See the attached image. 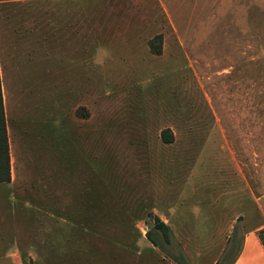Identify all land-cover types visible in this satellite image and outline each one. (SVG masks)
Returning <instances> with one entry per match:
<instances>
[{
    "label": "rangeland",
    "instance_id": "obj_1",
    "mask_svg": "<svg viewBox=\"0 0 264 264\" xmlns=\"http://www.w3.org/2000/svg\"><path fill=\"white\" fill-rule=\"evenodd\" d=\"M4 5L0 264H178L155 216L188 264H231L264 228V0Z\"/></svg>",
    "mask_w": 264,
    "mask_h": 264
},
{
    "label": "trees",
    "instance_id": "obj_2",
    "mask_svg": "<svg viewBox=\"0 0 264 264\" xmlns=\"http://www.w3.org/2000/svg\"><path fill=\"white\" fill-rule=\"evenodd\" d=\"M149 46L153 53L159 54L161 52V36L156 35L153 37L150 42ZM174 136L173 133L169 128H165L161 131V139L164 143H171ZM10 154H9V141H8V134H7V122L6 116L3 106V94L1 89V79H0V182L7 183L10 181ZM236 229H233L232 236L230 237V242L233 241V237L235 236ZM172 229L171 227L161 221L158 217H154L153 225L150 226L146 232L145 236L148 240L157 247L161 252L165 255L170 257L173 261L178 264H188L184 259H182V254H173L168 250L165 244L172 243ZM258 237L261 241V244L264 246V228L258 230ZM235 243H232L229 246V251L223 255L222 259L217 261L215 264H225L228 260L231 252L235 249ZM241 246V240L237 244V250L234 256L232 257L231 264L236 258Z\"/></svg>",
    "mask_w": 264,
    "mask_h": 264
},
{
    "label": "crops",
    "instance_id": "obj_3",
    "mask_svg": "<svg viewBox=\"0 0 264 264\" xmlns=\"http://www.w3.org/2000/svg\"><path fill=\"white\" fill-rule=\"evenodd\" d=\"M16 2L20 3V5L22 6L21 9L19 10L20 15H22V11H24V10H26L25 13H27L29 10L32 11L33 2L36 3V2H38V0H0V4L1 3L10 4V3H16ZM13 11L14 10H10L9 8L6 7V5H4L2 9L0 8V18H4V19L7 18L8 19L10 17H14L15 14ZM22 45H23V43H22ZM12 56L14 58H17L16 55L15 56L12 55ZM9 61L10 60H8V62ZM19 62H22V63L19 64ZM9 63H7L8 66H10V64H13V63H10V64ZM15 64L16 65H26L25 61L22 59H17V60L15 59ZM13 74L17 75L18 73H13ZM18 75L15 76V79H17ZM11 168H12V164H11V159H10V172L12 171ZM10 175H11V173H10ZM9 182H12L11 178H10ZM172 214H173V216L178 215V214L176 215V213H174V212ZM170 217H171V215H170ZM159 219L170 226V221L168 223L167 221H164L161 218H159ZM172 224L175 225L176 223L172 222ZM258 230H259V227L252 228V229L247 230L243 234V236L241 238L240 250H239L236 258L232 262V264H264V246L261 244V242L259 240L258 233H257ZM144 235H145V233H144ZM150 244L153 247H155L151 242H150ZM147 247H150V246H147Z\"/></svg>",
    "mask_w": 264,
    "mask_h": 264
}]
</instances>
